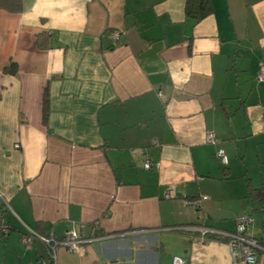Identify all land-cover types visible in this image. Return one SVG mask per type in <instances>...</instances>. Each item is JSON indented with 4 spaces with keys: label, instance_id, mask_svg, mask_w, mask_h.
<instances>
[{
    "label": "crops",
    "instance_id": "0c3cea01",
    "mask_svg": "<svg viewBox=\"0 0 264 264\" xmlns=\"http://www.w3.org/2000/svg\"><path fill=\"white\" fill-rule=\"evenodd\" d=\"M209 1L0 0V264H231L199 228L264 234V0ZM70 228L108 237L22 242Z\"/></svg>",
    "mask_w": 264,
    "mask_h": 264
},
{
    "label": "built area",
    "instance_id": "2783aa9c",
    "mask_svg": "<svg viewBox=\"0 0 264 264\" xmlns=\"http://www.w3.org/2000/svg\"><path fill=\"white\" fill-rule=\"evenodd\" d=\"M111 38L113 43L116 42L119 38V32L112 31ZM255 79L259 82H264V65H260ZM158 95L161 97V93L158 92ZM205 141L208 143H216L218 138L214 135L213 132H207ZM15 147H18L16 144ZM215 157L221 164H227L228 157L225 154L222 148H218L215 151ZM153 165V161L149 158H146L143 162L144 169H150ZM165 197H171V193H165ZM0 198L2 200L3 206L8 208V203L6 198L0 194ZM207 196H202L201 199H206ZM251 223V218L246 215L242 214L239 216L236 227L232 231H217L211 230L206 227L199 228L202 234L206 233L207 231H212L216 234V236L222 238L227 243L229 248V252L231 255V264H257L259 253L264 252V234L260 237L252 236L248 233V226ZM9 231L8 225L6 224L3 211L0 210V242L4 240L7 236ZM108 237L107 234L103 233L102 231L95 232V235L91 238H84L80 233H78L73 228L67 229L64 235L61 238H55L54 236H41L36 234L33 230L27 229L22 236V242L24 245H30L34 239H40L45 243V245L50 249L51 256L55 258V251L57 250L58 246H64L70 251H76L77 248L86 241L92 240H101L103 238ZM173 264H188V262L178 256H175L172 259Z\"/></svg>",
    "mask_w": 264,
    "mask_h": 264
},
{
    "label": "trees",
    "instance_id": "16d2710c",
    "mask_svg": "<svg viewBox=\"0 0 264 264\" xmlns=\"http://www.w3.org/2000/svg\"><path fill=\"white\" fill-rule=\"evenodd\" d=\"M12 2H15V5L11 6ZM209 0H187V10L191 6L198 8L199 16L204 15L209 9ZM3 3L9 7L11 10H18V0H3Z\"/></svg>",
    "mask_w": 264,
    "mask_h": 264
}]
</instances>
